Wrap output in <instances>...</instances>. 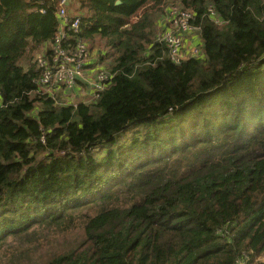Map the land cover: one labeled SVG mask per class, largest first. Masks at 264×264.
Listing matches in <instances>:
<instances>
[{
    "label": "trees",
    "instance_id": "trees-1",
    "mask_svg": "<svg viewBox=\"0 0 264 264\" xmlns=\"http://www.w3.org/2000/svg\"><path fill=\"white\" fill-rule=\"evenodd\" d=\"M60 1L0 0V261L264 264V0H78L112 76L75 104L35 82ZM170 5L199 27L179 63Z\"/></svg>",
    "mask_w": 264,
    "mask_h": 264
},
{
    "label": "built area",
    "instance_id": "built-area-1",
    "mask_svg": "<svg viewBox=\"0 0 264 264\" xmlns=\"http://www.w3.org/2000/svg\"><path fill=\"white\" fill-rule=\"evenodd\" d=\"M68 5L69 0L60 1L61 7L58 13L60 25L52 42L50 59L38 57L41 72L35 82L39 84L42 93L52 94L57 86L67 91L72 90L77 82L84 78L85 69L92 59L91 51L85 41L70 42V34L78 33L80 30L81 16L70 13L67 9ZM208 11L212 16L215 15L212 8ZM193 18L194 13L191 10L182 9L178 5H170L165 9L159 38L166 45L169 58L174 63L201 54L199 44L185 50V35L198 32L199 29L193 24ZM111 76L105 69L95 72L93 79L89 82L92 99L99 95ZM261 258L264 259V255ZM238 264H245V261L241 259Z\"/></svg>",
    "mask_w": 264,
    "mask_h": 264
},
{
    "label": "crops",
    "instance_id": "crops-1",
    "mask_svg": "<svg viewBox=\"0 0 264 264\" xmlns=\"http://www.w3.org/2000/svg\"><path fill=\"white\" fill-rule=\"evenodd\" d=\"M189 36L190 37L188 39H186V42H185V50L186 51L189 49V45H198L199 42H200L199 35H198V37H195V35L192 36V34L189 35ZM99 69H102L101 68V63L98 62V58H97V61H96V55H95V58H94V55H93L92 59L90 60L89 64L86 67V72L87 73L85 72V77L80 79L77 82L76 86L72 90H70V91L66 90L65 91V90H62V89H58L56 91V93H58L59 97H64L65 99H68L67 98V93H69L71 95V97L76 96V98L74 100L79 101V102L81 100H84V98H82L83 95H87V97L85 99H88V101L92 100L91 91H90L91 87H90V83L89 82H91V79L95 75V72L97 70H99ZM81 88H82V90H81ZM81 92L83 94H81Z\"/></svg>",
    "mask_w": 264,
    "mask_h": 264
},
{
    "label": "rangeland",
    "instance_id": "rangeland-1",
    "mask_svg": "<svg viewBox=\"0 0 264 264\" xmlns=\"http://www.w3.org/2000/svg\"><path fill=\"white\" fill-rule=\"evenodd\" d=\"M70 1V3H71V9H72V11H69L70 13H76V14H80L81 12H78L77 11V7H78V0H69ZM189 35H191V34H187V35H185V38H184V44H185V42H186V39H188L190 36ZM195 35V37H198V32L197 31H195L193 34H192V36H194ZM99 41L97 40V39H95V41H94V43H97V44H99L98 43ZM97 47H98V45H97ZM192 47V45H189V49ZM99 48V47H98ZM188 49V50H189ZM85 72H86V69H85ZM84 72V73H85ZM87 73V72H86ZM84 77H85V75H84ZM94 77V76H93ZM93 77H92V79H93ZM81 87V86H80ZM81 90H82V88H81ZM81 94H83L82 92H81ZM80 97V96H79ZM87 97V95H83L82 96V98H84V100H81L82 102H89L88 101V99H85ZM67 98L68 99H65L64 97H59L58 98V100L59 101H61L62 103H64V104H68V103H71V104H75V103H77L78 101H76V100H74L75 98H76V96H73V97H71V95L69 94V93H67ZM72 99V100H71ZM15 241H17V240H15ZM0 264H6L5 263V260H2V261H0Z\"/></svg>",
    "mask_w": 264,
    "mask_h": 264
},
{
    "label": "water",
    "instance_id": "water-1",
    "mask_svg": "<svg viewBox=\"0 0 264 264\" xmlns=\"http://www.w3.org/2000/svg\"><path fill=\"white\" fill-rule=\"evenodd\" d=\"M120 1H117V3H119Z\"/></svg>",
    "mask_w": 264,
    "mask_h": 264
}]
</instances>
